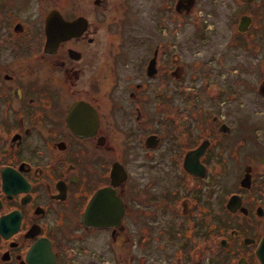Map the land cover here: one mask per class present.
<instances>
[{
    "label": "flooded vegetation",
    "instance_id": "flooded-vegetation-1",
    "mask_svg": "<svg viewBox=\"0 0 264 264\" xmlns=\"http://www.w3.org/2000/svg\"><path fill=\"white\" fill-rule=\"evenodd\" d=\"M126 1L0 0V264H146L162 220L218 236L214 264H261L264 145L240 108L264 107V0H153L148 30Z\"/></svg>",
    "mask_w": 264,
    "mask_h": 264
},
{
    "label": "rangeland",
    "instance_id": "rangeland-1",
    "mask_svg": "<svg viewBox=\"0 0 264 264\" xmlns=\"http://www.w3.org/2000/svg\"><path fill=\"white\" fill-rule=\"evenodd\" d=\"M144 1V3H143ZM153 0H127L124 2V5L128 6V16H129V24L128 27L135 26L136 30L137 28L143 24L144 28L148 30L150 27L151 20H149V3H151ZM115 5L116 3L121 2V0H111ZM130 3V6H129ZM113 4V5H114ZM112 5V7H113ZM115 10L116 7H115ZM124 10H126L124 8ZM263 12V11H262ZM113 13V11H112ZM111 16V15H110ZM112 18V17H111ZM143 19V20H142ZM261 22L262 19H259ZM227 36V32H218L212 35V41L217 43L221 42L222 40H225ZM254 39L256 41V48L255 53L252 54V63L255 62L257 64V83L260 80V76L264 75V32L261 30H258V32L255 34ZM108 44L105 47L106 48V55L98 58V63L101 65L103 61L111 60V56L109 55V49L112 48V50H115V44L111 41H107ZM246 50H242V53H244ZM242 60H246L245 56L241 57ZM256 60V61H255ZM29 76V75H28ZM99 78V85L100 88H107L108 85H110V80L106 77ZM242 104V105H241ZM241 108L240 112H242L241 116L243 115V120H248L250 118V123H253V126L251 127L250 131L248 132L249 137L257 138V141H260V145H264V107L262 105V102L258 95L255 94L254 91H251L248 94H244L242 91V102H241ZM249 113V115L247 114ZM244 131L247 129V126H244ZM162 229L163 234L162 239L160 242V246L157 248V250H154L152 253H150V258L147 259L146 264H214L211 261V254L213 253V249L216 248L213 240L216 241L217 237L216 235H210L209 241L207 238H195V237H185V233H189V231L184 230L186 227L185 223H182L183 226H177V233L170 234V237H167L165 235L166 233V226L170 225L165 220H162ZM264 221V220H263ZM171 222V221H170ZM172 222H176L175 220H172ZM264 223V222H263ZM263 223L260 225L262 226ZM152 228H158L161 226H151ZM135 228V230H133ZM141 226L131 227V233L134 235H139L141 229ZM181 234V235H180ZM132 248V249H131ZM235 248V247H233ZM99 251L102 254H106L108 263L106 264H116L118 261L114 260L112 258V254L108 253L107 249L104 248L102 251L98 247ZM133 245L130 246V251L128 252L129 255L136 250H133ZM217 249H222L221 247H217ZM115 256H119V260L126 256V250H123L120 252V249H116ZM122 255V256H121ZM220 255V254H219ZM158 257V258H157ZM111 260V261H110ZM138 264V262H136Z\"/></svg>",
    "mask_w": 264,
    "mask_h": 264
},
{
    "label": "water",
    "instance_id": "water-1",
    "mask_svg": "<svg viewBox=\"0 0 264 264\" xmlns=\"http://www.w3.org/2000/svg\"><path fill=\"white\" fill-rule=\"evenodd\" d=\"M72 23H67L66 25H71ZM258 90L264 95V81H261L258 85ZM74 106V104H72ZM91 207L92 203L90 201L87 203L86 209H85V218L88 220L90 218L91 213ZM256 253L258 255L259 260L261 261V264H264V236L260 238L258 245L256 247Z\"/></svg>",
    "mask_w": 264,
    "mask_h": 264
}]
</instances>
